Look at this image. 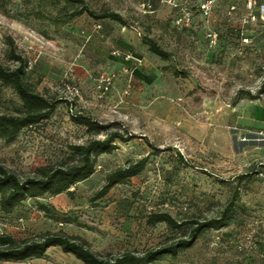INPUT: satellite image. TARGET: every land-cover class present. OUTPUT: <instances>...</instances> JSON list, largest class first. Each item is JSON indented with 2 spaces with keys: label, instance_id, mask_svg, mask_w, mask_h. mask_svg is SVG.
Here are the masks:
<instances>
[{
  "label": "rangeland",
  "instance_id": "1",
  "mask_svg": "<svg viewBox=\"0 0 264 264\" xmlns=\"http://www.w3.org/2000/svg\"><path fill=\"white\" fill-rule=\"evenodd\" d=\"M83 2L95 13L110 9L122 17L118 38L131 34L141 41L148 35L170 56L162 60L158 82L148 89L135 87L139 96L133 104H126L120 94L115 106L108 103V94L99 98L95 90L96 77L106 67L97 44L93 48V37L101 38L98 19L88 12L70 16L79 3L0 2V62L15 68L12 51L20 55L35 90L58 99L48 119L22 129L11 142L0 138V164L24 177L36 156L70 164L77 161L73 144L103 138L113 130L128 136L126 141L117 139L111 153L97 157L90 177L63 194L28 198L10 212L0 210V234L22 240L62 230L82 237L100 254L141 253L189 231L188 225L151 223L150 213L167 212L178 221L217 217L238 189L228 225L203 231L177 257L166 256L155 264H264V141L259 139L260 128L247 132L231 124L234 112L242 114L264 100V91L259 92L264 81V20L253 19L242 27L243 12H229L218 0L208 18L196 16L194 28L178 30L164 5L145 16L123 0ZM208 30L218 35L213 47L204 38ZM120 51L131 53L118 48V57ZM129 71L123 72L122 90L133 87ZM21 104L13 89L0 83V112L16 114ZM73 113L89 116L106 129L88 131L73 120ZM145 156L147 163L138 175L91 200L107 173ZM246 173L251 174L239 178ZM39 203L48 211L40 210ZM0 264L83 263L51 247L42 258Z\"/></svg>",
  "mask_w": 264,
  "mask_h": 264
},
{
  "label": "trees",
  "instance_id": "2",
  "mask_svg": "<svg viewBox=\"0 0 264 264\" xmlns=\"http://www.w3.org/2000/svg\"><path fill=\"white\" fill-rule=\"evenodd\" d=\"M3 1L0 0V2ZM54 1L81 4L71 12L70 16L72 17L88 12L96 19L107 18L122 24L124 22L122 17L113 10L103 9L99 13L91 11L83 4V0ZM223 1L228 7L230 0ZM240 10L243 12L241 6L237 11ZM196 16L201 15L195 12L193 18L195 19ZM193 26L194 21L192 26L185 30L192 29ZM238 33L243 34L242 30ZM141 42L146 44L148 50L160 59L167 60L169 58V53L163 50L154 38L144 35L141 37ZM12 58L18 62L15 68H9L0 62V83L11 87L19 96L22 104L16 114L0 112V138L5 142L13 141L22 129L48 119L55 111L58 102V99H49L35 90L26 77V65L23 57L12 51ZM263 91L264 81L259 87V92ZM72 118L76 123L85 126L88 131L99 132L106 129L103 124L80 113H73ZM117 139L126 141L128 136L113 130L103 138L92 137L85 143L71 145L70 148L73 155L77 157V161L70 164H54L43 157L36 156L31 164L30 174L24 177L0 164V210L4 213L10 212L28 198L56 195L68 190L77 182L87 179L95 172L97 157L103 153H111L116 148L115 141ZM146 163L147 156L128 160L124 165L112 169L107 173L104 183L94 193L91 200L104 196L113 186L124 184L131 177L138 175ZM249 174L251 173L242 174L239 178ZM237 195L238 189H234L220 215L209 219L178 221L167 212L150 213L148 221L151 223L164 222L172 228L188 225L189 231L185 237H180L168 244L148 248L141 253L124 251L117 255L100 254L93 251L86 240L78 235H70L62 230H48L22 240H17L8 234H0V260L23 261L42 258L49 248L57 247L62 252L73 255L83 264H155L166 256L177 257L181 251L190 248L203 231L228 225L232 218ZM38 206L40 210L48 211L45 204L39 203Z\"/></svg>",
  "mask_w": 264,
  "mask_h": 264
},
{
  "label": "crops",
  "instance_id": "3",
  "mask_svg": "<svg viewBox=\"0 0 264 264\" xmlns=\"http://www.w3.org/2000/svg\"><path fill=\"white\" fill-rule=\"evenodd\" d=\"M155 6L158 11L161 4L155 1ZM96 21L101 23V28L97 30V33L104 41H100L101 38L97 40L93 37L92 40H94L93 42L95 43L93 48H95L96 44V46L99 47L97 49L101 56L102 65H106L103 69L115 73L112 89L106 96V99H108V103H115V106H118V97L122 94L126 104H133L134 96H139V92L136 95L137 91L134 90L135 87L140 90L142 88L148 89V86L151 88V84L158 82V77L162 74L161 70L164 62L156 54L150 52L146 44L135 39L133 35L127 34L125 37L118 38V21L107 18L98 19ZM97 26L100 27V24ZM91 30L92 29H90V31ZM89 38H91V36ZM92 40L89 42L90 45ZM118 48L126 49V51L131 50V53L120 51V57H118ZM126 54H130L131 58L125 59L124 56ZM129 69L132 75L133 87L129 89L128 93L124 94L123 91L125 88L122 90L124 86L123 72H128ZM149 92H151L150 89ZM234 114L235 115L231 119V124L234 125L236 130L248 132L249 129L257 127L264 131V100L257 106H251L242 114L236 112H234ZM188 125L191 127L190 124ZM206 129H210L209 125L204 130Z\"/></svg>",
  "mask_w": 264,
  "mask_h": 264
},
{
  "label": "built area",
  "instance_id": "4",
  "mask_svg": "<svg viewBox=\"0 0 264 264\" xmlns=\"http://www.w3.org/2000/svg\"><path fill=\"white\" fill-rule=\"evenodd\" d=\"M130 4L136 11L142 15H153L157 9L155 1L164 5L169 12L170 21L173 27L178 30L191 27L194 21V13L198 12L203 18H208L217 2V0H123ZM243 9L241 16L242 27L248 26L251 20H264V0H230L228 11L235 12L239 7ZM99 27V26H98ZM137 34L140 32L136 29ZM204 38L208 42L209 47H213L217 43V32L208 30L204 33ZM244 42H249L248 37L243 38ZM125 59L131 58L130 54H126ZM29 66L32 60L28 61ZM115 73L102 69L96 77L95 90L99 98L106 96L113 86ZM129 85L124 89V94L128 93ZM77 92V89H74ZM245 139V138H244ZM259 139L264 141V131H259Z\"/></svg>",
  "mask_w": 264,
  "mask_h": 264
}]
</instances>
